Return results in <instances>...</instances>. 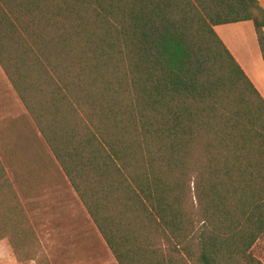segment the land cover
Returning <instances> with one entry per match:
<instances>
[{
  "label": "trees",
  "instance_id": "trees-1",
  "mask_svg": "<svg viewBox=\"0 0 264 264\" xmlns=\"http://www.w3.org/2000/svg\"><path fill=\"white\" fill-rule=\"evenodd\" d=\"M258 0H0V66L117 264H264V100L214 28ZM0 158V239L41 245ZM6 205L7 208H3Z\"/></svg>",
  "mask_w": 264,
  "mask_h": 264
},
{
  "label": "rangeland",
  "instance_id": "rangeland-1",
  "mask_svg": "<svg viewBox=\"0 0 264 264\" xmlns=\"http://www.w3.org/2000/svg\"><path fill=\"white\" fill-rule=\"evenodd\" d=\"M240 63L264 72L251 23L217 28ZM0 158L35 231L44 258L34 256L33 239H0V264H117L96 227L14 91L0 74ZM3 208H7L6 205ZM264 263V238L253 247Z\"/></svg>",
  "mask_w": 264,
  "mask_h": 264
},
{
  "label": "crops",
  "instance_id": "crops-1",
  "mask_svg": "<svg viewBox=\"0 0 264 264\" xmlns=\"http://www.w3.org/2000/svg\"><path fill=\"white\" fill-rule=\"evenodd\" d=\"M260 6L264 9V0H258ZM243 23H251V22H242V23H236V24H230V25H239V24H243ZM252 25V23H251ZM222 26H226V25H222ZM222 26H217L214 28L216 34L219 36V38L222 40V42L225 44V46L227 47V49L230 51V53L233 55V57L235 58V60L237 61V63L239 64V66L241 67V69L244 71V73L246 74V76L248 77V79L250 80V82L253 84V86L255 87V89L258 91V93L260 94V96L263 98L264 100V72H262L258 66V64L254 63L253 65H250L252 67V69H246L238 60L237 55L235 54L234 51H232V49L230 48L229 44L224 40V38L222 37V35H219V33L217 32V28H220ZM253 27V25H252ZM256 37V36H255ZM257 41V40H256ZM259 49V47H258ZM260 53V50H259ZM261 56V53H260ZM262 57V56H261ZM262 59V58H261ZM0 74L2 75V77H4V79H6L7 83L10 85V87L12 88L11 84L9 83L4 71L2 70L1 66H0ZM13 90V88H12ZM14 91V90H13ZM15 93V91H14ZM16 97L17 94L15 93ZM18 99V97H17ZM19 100V99H18ZM20 101V100H19ZM21 103V101H20ZM22 104V103H21ZM23 105V104H22ZM24 107V106H23ZM25 109V108H24ZM27 112V111H26Z\"/></svg>",
  "mask_w": 264,
  "mask_h": 264
}]
</instances>
